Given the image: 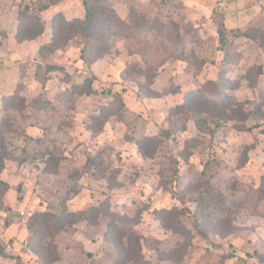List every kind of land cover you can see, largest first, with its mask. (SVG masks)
Masks as SVG:
<instances>
[{
    "label": "rangeland",
    "instance_id": "rangeland-1",
    "mask_svg": "<svg viewBox=\"0 0 264 264\" xmlns=\"http://www.w3.org/2000/svg\"><path fill=\"white\" fill-rule=\"evenodd\" d=\"M35 1L0 0V122L7 120L16 152L0 173L9 185L0 192V264H264V54L234 36L247 24L264 31V0H85L119 21L103 31L106 53L90 66L78 41L38 55L47 26L34 41H15L18 6L35 9ZM57 12L82 18V0L38 14L47 22ZM48 65L64 72L45 73ZM222 77L246 121L214 120L217 127L200 130L178 117L173 138L152 158L139 155L137 140L169 127L170 107ZM85 81L92 94L72 93ZM12 94L26 101L24 110L3 107ZM34 101L48 104L38 109ZM103 106L114 114L101 127L93 117ZM88 160L97 168L86 170ZM64 201L72 222L46 232ZM105 201L109 211L83 219ZM172 208L190 238L173 234L156 212ZM194 212L200 234L188 220ZM39 213L52 217L27 231Z\"/></svg>",
    "mask_w": 264,
    "mask_h": 264
},
{
    "label": "trees",
    "instance_id": "trees-1",
    "mask_svg": "<svg viewBox=\"0 0 264 264\" xmlns=\"http://www.w3.org/2000/svg\"><path fill=\"white\" fill-rule=\"evenodd\" d=\"M65 0H36V8L32 9L29 6H18L17 17H16V27L14 30V39L17 43L34 41L39 38L46 29V26L50 30V39L46 44L41 45L38 48V55L42 54H52L58 50L65 49L73 41H78L79 45V59L82 63L90 66L95 61L101 59L107 49L108 38L103 34L105 29H109L118 25V18L116 13L104 6L95 2L93 5L89 4L87 1L82 0V6L84 9V15L82 18L66 19L61 12L54 13L51 15L47 22H44L38 13L46 12L51 8L55 7ZM167 1V0H162ZM230 0H224L223 2H229ZM107 13V15L105 14ZM213 13L217 14L224 19L226 11L222 7H215ZM233 15V14H232ZM224 30L219 31L220 42H224L225 34V24ZM227 29V28H226ZM231 30V29H229ZM114 32H117L116 30ZM236 38H242L251 43H254L260 51L264 54V31L262 29L256 28L251 24H247L244 27L237 28L234 32ZM45 73L50 72H64L62 67L56 65L45 66ZM259 74H261V69L259 68ZM36 75L39 73L36 72ZM44 75V73H43ZM39 76V75H38ZM45 77L42 82L46 83ZM228 80L224 77L220 78L218 82H209L207 87H200L195 90L186 92L182 97V102L174 107H170L167 111L169 127L166 130H162L159 135H146L137 140L136 147L139 155L143 159L152 158L156 151L161 147L163 140H170L174 137L177 132V119L188 122L192 121L198 129H202L204 125L208 122L215 124L214 120H234V118H239L242 121L247 120L249 113L244 114L242 105L239 102L233 101L230 96L224 92V83ZM231 90H234L232 87ZM223 91V92H222ZM72 93L78 95H90L92 94V83L90 81H85L82 84L75 85L72 87ZM120 99L118 96L116 97ZM47 101H34L32 105L35 108L41 109L46 107ZM121 105L122 101H121ZM27 104L26 101L17 94H12L3 97V107L7 110L10 108H16L19 110H24ZM113 111L109 106H103L96 117H93L94 123L99 126H103L107 119L112 116ZM5 123L7 120L0 122V173L4 169V164L6 161L12 159L16 160V152L10 146L6 139ZM92 131H96L94 127L91 128ZM244 131H250V128H243ZM15 154V156H14ZM22 158L20 162L26 160V151H21ZM41 155V153L39 154ZM50 155V154H49ZM36 156L34 155V158ZM52 158V157H51ZM49 160V159H48ZM86 170L90 168H97L95 164L88 160L86 162ZM9 189V185L0 179V192L5 193ZM17 192H20L18 187ZM17 199L20 200V197ZM109 204L107 201L100 203L98 206H91L89 208L88 215L83 218L88 222H95L105 210L109 211ZM157 214L165 220L164 223L166 228L170 230L173 234L190 238V231L181 221V213L176 208L169 210H159L156 211ZM196 212L188 216V220L193 226L196 234H200L201 230L197 227L196 223ZM75 215L71 212L68 213L65 206V201L61 202V208L59 216L54 218V223L46 228V232H51V229L56 228V230H63L67 224L72 221L70 217ZM43 217H52L50 215L39 213L31 219L30 223H27V231L34 228L37 222ZM113 219V217H112ZM111 220V219H110ZM48 221H44L47 224ZM114 225V223H113ZM119 242L121 243L122 240ZM138 245V244H137Z\"/></svg>",
    "mask_w": 264,
    "mask_h": 264
}]
</instances>
